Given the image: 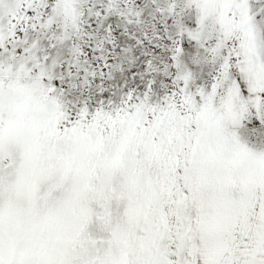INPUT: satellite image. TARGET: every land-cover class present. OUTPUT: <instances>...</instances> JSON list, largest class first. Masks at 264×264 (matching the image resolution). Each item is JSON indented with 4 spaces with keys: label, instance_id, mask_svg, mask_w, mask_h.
<instances>
[{
    "label": "snow or ice",
    "instance_id": "obj_1",
    "mask_svg": "<svg viewBox=\"0 0 264 264\" xmlns=\"http://www.w3.org/2000/svg\"><path fill=\"white\" fill-rule=\"evenodd\" d=\"M0 264H264V0H0Z\"/></svg>",
    "mask_w": 264,
    "mask_h": 264
}]
</instances>
